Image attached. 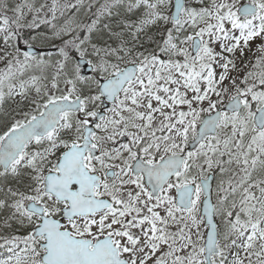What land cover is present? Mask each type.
<instances>
[{"label": "snow or ice", "instance_id": "snow-or-ice-1", "mask_svg": "<svg viewBox=\"0 0 264 264\" xmlns=\"http://www.w3.org/2000/svg\"><path fill=\"white\" fill-rule=\"evenodd\" d=\"M0 264H264V0H0Z\"/></svg>", "mask_w": 264, "mask_h": 264}]
</instances>
